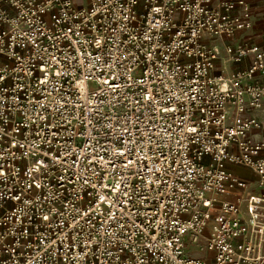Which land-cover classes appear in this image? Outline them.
I'll use <instances>...</instances> for the list:
<instances>
[{"label":"built area","instance_id":"1","mask_svg":"<svg viewBox=\"0 0 264 264\" xmlns=\"http://www.w3.org/2000/svg\"><path fill=\"white\" fill-rule=\"evenodd\" d=\"M0 0V264H264V52L243 0Z\"/></svg>","mask_w":264,"mask_h":264},{"label":"crops","instance_id":"2","mask_svg":"<svg viewBox=\"0 0 264 264\" xmlns=\"http://www.w3.org/2000/svg\"><path fill=\"white\" fill-rule=\"evenodd\" d=\"M219 0H213L217 3ZM244 4L239 5L233 14L238 16L242 23L231 38L217 36L209 39V42L217 46L221 52L216 61L217 71L231 73L238 69L248 67L252 61V55H248L242 63H231L226 60L225 47L227 44H248L257 47L264 52V0H243ZM258 79L264 82V75H258ZM249 115L256 117L261 126L250 132L251 136L259 143L264 144V102L261 108L252 109ZM264 156V150L262 152ZM229 169L236 175L250 182V191L264 194V187L257 184L256 174L248 167L229 164Z\"/></svg>","mask_w":264,"mask_h":264},{"label":"rangeland","instance_id":"3","mask_svg":"<svg viewBox=\"0 0 264 264\" xmlns=\"http://www.w3.org/2000/svg\"><path fill=\"white\" fill-rule=\"evenodd\" d=\"M75 1H77L76 2L77 4H85L86 3V0H75Z\"/></svg>","mask_w":264,"mask_h":264}]
</instances>
